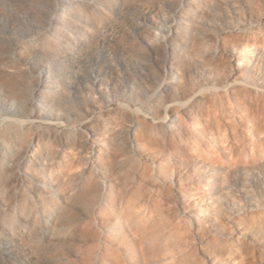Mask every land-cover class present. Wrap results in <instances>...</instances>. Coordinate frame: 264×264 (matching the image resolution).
Listing matches in <instances>:
<instances>
[{"label": "rangeland", "instance_id": "rangeland-1", "mask_svg": "<svg viewBox=\"0 0 264 264\" xmlns=\"http://www.w3.org/2000/svg\"><path fill=\"white\" fill-rule=\"evenodd\" d=\"M0 264H264V0H0Z\"/></svg>", "mask_w": 264, "mask_h": 264}]
</instances>
